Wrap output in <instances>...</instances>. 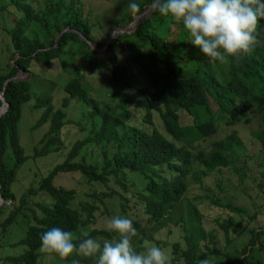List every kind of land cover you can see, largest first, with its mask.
Listing matches in <instances>:
<instances>
[{
  "label": "trees",
  "instance_id": "obj_1",
  "mask_svg": "<svg viewBox=\"0 0 264 264\" xmlns=\"http://www.w3.org/2000/svg\"><path fill=\"white\" fill-rule=\"evenodd\" d=\"M76 1L45 0L43 13H37L30 0H0V13L5 15L4 22L8 25L3 29L17 52L12 55L9 69H0V92L8 103L6 111L0 115V193L5 200L0 206V238L24 207L23 202L16 204L11 184L26 159L19 143L18 122L21 105L30 98V80L36 76L30 71L31 63H49L59 58L70 43L78 42L86 48L84 53L90 59V66L99 67L105 77L106 91L103 95L107 96L102 99L90 96L82 87L79 77L72 76L63 85L65 95L61 107H54L50 90L36 99L34 106L44 110L35 125L47 123L48 128L40 144L34 148V157L61 149L63 141L59 131L68 121L64 109L71 99L81 101V107L82 104L86 105L85 117L91 123L93 135L76 141L66 158L46 173L35 190H29L31 193L43 191L50 202L37 203L39 212L33 215L34 223L28 225L24 235L15 242L26 248L20 254L7 256L15 264H39L36 250L43 232L53 227L73 231L79 225L95 222L96 211L97 215L108 212L103 199L105 197L116 193L123 200L118 216L126 214L124 212L132 196L114 189L110 193L93 191L92 194H83L55 186L54 178L62 172H78L83 180L106 186L113 180L126 193L129 174L140 175L146 181L142 191L130 194L144 200L145 220L157 225L181 202L188 190L189 176L199 181L206 171L229 166L227 153L239 145L237 131L232 128L225 139L212 143L211 150H195L192 128L198 131L199 137L211 136L217 130V119L233 127L237 123H248L250 111L256 109L262 128L253 134L264 147V20L258 25V43L250 55L238 64H210L188 42V34L181 24L150 9L139 19L135 31L118 35L109 43L105 61V57H98L86 42L94 40L90 25L84 20ZM136 2L140 4L142 12L143 7L153 0ZM132 18L131 14H127L115 19V22L123 26ZM36 21L42 24L46 41L27 36V25ZM135 21L136 18L132 25ZM116 48L121 52L130 50L131 59L136 60L141 70L138 78L120 72ZM19 71H23L22 74L13 79ZM28 72L31 78L24 76ZM2 104L0 98V106ZM180 109L191 117L189 127L182 126L178 113ZM155 114L158 121L154 118ZM133 116L152 124L151 129L142 124L129 123V120L134 119ZM89 142H92L88 145L90 148L93 144L102 146V158L86 162L82 156L75 160L79 152L81 154L86 148L85 143ZM195 163H199L202 168L193 171ZM71 200L74 204H71ZM75 200L78 201L76 204ZM187 205L186 218L181 217L178 221L186 223L184 237L187 247L181 248L175 244L174 255L179 253L186 264H199L208 254L215 257L218 264H264L263 259L254 258L251 254L253 245L257 244L260 248V242L264 241V237L260 239L264 235V222L247 225L243 230L244 236L242 229L240 233L230 236L227 225H224L229 250L221 251L216 246L215 233L203 228L195 204ZM224 206L231 211H245L230 202ZM259 212L250 215V218L254 219ZM132 221L138 232L133 242L140 241L139 236L146 226L142 225L139 218ZM84 234L77 238H82ZM87 234L93 238L117 239L106 228H93ZM238 238H242L240 245L236 243ZM201 240L206 243L203 244L206 251L199 247ZM134 248L141 252L140 247ZM84 260L85 264H94L91 258Z\"/></svg>",
  "mask_w": 264,
  "mask_h": 264
},
{
  "label": "rangeland",
  "instance_id": "obj_2",
  "mask_svg": "<svg viewBox=\"0 0 264 264\" xmlns=\"http://www.w3.org/2000/svg\"><path fill=\"white\" fill-rule=\"evenodd\" d=\"M128 2L129 0L76 1L84 20L90 25V34L94 40V44L90 45V42H86L94 51H97L98 57H105L107 53V49H105L107 40L114 30L122 27L115 22V19L129 14L125 11ZM30 3L37 13H43L46 5L45 0H30ZM4 19L5 15L1 12L0 69L7 71L9 69L8 64L12 63V55H16L17 52L14 51L13 45L3 29L8 27ZM132 22L133 20L126 22L130 23V29L127 27V31L123 33L130 34L137 29V21H135L134 25H132ZM42 29V24L39 21L29 22L26 34L29 37H37L42 41H46L47 38ZM118 31L121 30L119 29ZM84 50L86 48L80 45V43L73 42L66 47L59 58L52 59L49 63L35 61L31 63L30 71L36 76L30 80V98L21 105V117L18 122L19 143L24 150L26 159L21 164L16 173V178L11 184L16 204L18 205L20 202H23L24 207L18 213L4 236L0 238V264H15L10 262L7 256L20 254L26 248L25 245L15 242L24 235L27 226L34 223L33 215L39 212L37 203L50 202L43 191L36 190L35 193H31L29 190H35L38 182L46 173L56 163L66 158L76 141H81L93 135L91 123H88L85 117L86 112H84V108H86V105L82 104L81 107V101L71 99L69 105L64 109L67 113L66 118H68V121L59 131L63 141L61 149L44 155L33 156L34 148L40 144V139L48 128L47 123L35 125L44 110L42 107L34 106L36 99L40 95L50 90L51 95H53V105L55 108H59L62 104V97L65 95L63 85L70 77L78 76L82 87L90 96H98L96 97L97 99L107 97L103 95L106 91L105 77L102 75L99 67L90 66V59L85 56ZM130 53L128 49L121 52L119 48H116L115 54L120 64V72H126L132 74L133 78H138L141 70L136 64V60L131 59ZM105 61H107L106 57ZM24 76L31 78L32 75L28 72ZM132 91L134 90L132 89ZM178 112L181 116L182 126L189 127L191 125V117L186 115L181 109ZM133 118V120H129V123L142 124V126L151 129L152 124L142 121L140 117L135 118L133 116ZM154 118L156 121L159 119L156 114ZM249 118L250 121L248 123H237L233 127H229L224 120L217 119V130L211 136L203 135V137H199L197 135L198 131L192 128L191 135L195 136V139H193L195 150L206 152L211 150L212 143L225 139V136L232 128L237 131L239 145L233 147L227 153L230 160L229 166H220L213 171H206L201 175L199 181L189 176L188 190L184 193L181 202L174 209L170 210L164 220L157 225L148 223L145 220L143 212L144 200H140L138 197L130 194L133 191L143 189L146 181L140 175L129 174L127 193L113 180H110L108 186H106L85 181L78 172H62L55 176L54 184L55 186L73 189L75 192L83 194H92L93 191L110 193L111 189H114L121 194L132 196L130 197L131 201L129 202L128 209L124 212L126 214L120 216L130 218L131 220L139 218L142 225L146 226V229L139 236L140 241L133 242V246L140 247L141 251L153 244L165 248L171 258V264H186L184 258L179 253L173 254V249L175 244H179L181 248L187 247L184 237L186 234L184 229L186 223L182 224V222L178 221L181 220V217L186 218L188 203H193L197 207L201 215L203 228L206 231H213L215 233L218 249L221 251L229 250V243L224 234V225H227L230 236L240 233L241 229L242 236H244L243 230H245L247 225L249 226L252 222H255L254 225L264 222V147H262L261 142L253 134L255 130L262 128V123L256 109L250 111ZM91 143H85L84 146L86 148H83L81 154L79 152L75 160L80 159L82 156L86 162H94L102 158V146L93 144L94 146L90 148L88 145ZM201 168L202 166L199 163H195L193 171ZM84 198L87 199L88 197L84 196ZM89 199L92 200V198ZM103 199L108 212L97 215L98 211H96V221L86 225H79L75 230L71 231L74 237L77 238L80 234L87 233L93 228L104 229L106 228L108 219L118 216L120 204L123 200L116 193L111 197ZM77 202L75 200V204ZM227 202H230L233 206L242 207L245 211H231L224 206ZM71 204H74V201L71 200ZM256 211L260 212L256 214L254 219H251L250 215H254ZM238 222H240L239 225H237ZM263 237L264 235H261L260 239L262 240ZM241 240L242 238L236 239L237 245L241 244ZM260 243V248H258L257 244L253 245L251 254L254 258L259 257L264 260V241ZM203 244L206 243L204 240H201L199 247L206 251ZM36 251L39 264H71V259L73 258L79 259L80 264H85V258L83 257H71L65 261H60L59 259L48 260L43 254L38 252V249ZM207 259L210 260V264H218V260L212 257L211 254H208Z\"/></svg>",
  "mask_w": 264,
  "mask_h": 264
},
{
  "label": "clouds",
  "instance_id": "obj_3",
  "mask_svg": "<svg viewBox=\"0 0 264 264\" xmlns=\"http://www.w3.org/2000/svg\"><path fill=\"white\" fill-rule=\"evenodd\" d=\"M149 5L151 11L181 24L188 42L210 64H238L250 55L258 43V25L264 20V0H153L142 12L136 0H129L125 11L133 16L130 21L136 18L138 25L142 15L149 12L144 13ZM123 25L121 31L114 32L124 35L130 23ZM106 230L117 239L93 238L87 233L76 238L71 231L53 227L40 236L38 252L48 260L83 257L93 259L94 264H171L165 248L154 244L141 252L134 248L133 238L138 232L130 218L113 216L107 220ZM71 264H80V260L73 258ZM199 264H210V260L205 258Z\"/></svg>",
  "mask_w": 264,
  "mask_h": 264
},
{
  "label": "water",
  "instance_id": "obj_4",
  "mask_svg": "<svg viewBox=\"0 0 264 264\" xmlns=\"http://www.w3.org/2000/svg\"><path fill=\"white\" fill-rule=\"evenodd\" d=\"M150 6H151V5L146 6V7L144 8V13L147 12V11H149ZM116 33H117V31H115V32H113V33L111 34V36H110L109 39L107 40V43H106V45H105V49H108L109 43H110L111 40L114 38V36H115ZM57 38H58V36H56V40H57ZM86 41H87L88 43L90 42V40H86ZM90 45H91V42H90ZM22 72H23V71H19V72L13 77V79H17V78L20 76V74H22ZM0 98H1V100H2V102H3V104L0 106V115H1L2 113H4V112L6 111L7 106H8V103H7L6 99H5V97L2 95V91L0 92ZM4 203H5V200H4L3 196H2L1 193H0V206H2Z\"/></svg>",
  "mask_w": 264,
  "mask_h": 264
}]
</instances>
